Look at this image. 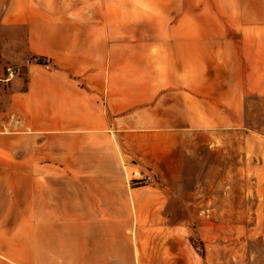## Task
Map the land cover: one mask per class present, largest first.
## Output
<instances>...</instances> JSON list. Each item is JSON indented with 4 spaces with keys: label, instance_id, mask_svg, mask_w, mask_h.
I'll return each instance as SVG.
<instances>
[{
    "label": "crops",
    "instance_id": "1",
    "mask_svg": "<svg viewBox=\"0 0 264 264\" xmlns=\"http://www.w3.org/2000/svg\"><path fill=\"white\" fill-rule=\"evenodd\" d=\"M49 1L0 0V264H125L129 250L150 264L142 252L194 212L187 172L208 177L210 138L219 185L233 167L264 188V134L243 127L245 98L264 94L256 0H89L73 18ZM7 64L24 74L5 81ZM146 168L160 182L133 184Z\"/></svg>",
    "mask_w": 264,
    "mask_h": 264
},
{
    "label": "rangeland",
    "instance_id": "2",
    "mask_svg": "<svg viewBox=\"0 0 264 264\" xmlns=\"http://www.w3.org/2000/svg\"><path fill=\"white\" fill-rule=\"evenodd\" d=\"M256 2L259 4L258 11L251 12V14L259 22L254 30L260 37L264 33V8L260 6L263 4L264 7V0H256ZM49 3L51 9L56 7L64 10L60 12L66 13L65 16L68 18L74 17L75 8L78 5L83 4L89 8V0H50ZM86 13L88 14L87 11ZM257 61L264 64L262 59H257ZM244 103L246 117L243 127L264 134V94L259 93L246 97ZM243 131L244 129L242 133ZM203 141H206L205 137L202 138L201 143ZM214 141L210 138L209 143H203V151L200 150L197 154L199 158L204 159V173H207L208 177L204 174L203 180L202 178L197 179L196 170L187 172L189 177L187 184L194 194V203L187 206L193 208L194 212H187L184 213L185 217L170 220L172 227L177 229V238L172 237L170 240L168 236L162 235L161 242L164 245L161 250L142 252L150 264H264V240L261 239L262 237H256L255 233L249 230L255 222L252 210L255 209L256 201L262 200L258 199L257 195L263 194L257 191L262 189L264 191V188L257 187L253 182L255 177L249 175L246 170L236 171L234 176L233 167H231L230 175L227 173L225 184L220 182L219 185V158L216 149H213L217 146ZM197 162L202 163L201 159H197ZM221 163L223 160H220ZM232 163L233 152L231 150V154L226 153L227 171ZM222 173L223 170L221 171L220 168V175ZM155 175V184H157L160 180L156 172ZM207 200L209 204L205 203ZM202 201H204V206L209 207L210 216L208 218L201 217ZM223 208H225L226 215L219 217V214H223L221 213ZM170 246H173L172 250ZM136 257V251H120L121 261L118 262L136 264Z\"/></svg>",
    "mask_w": 264,
    "mask_h": 264
},
{
    "label": "built area",
    "instance_id": "3",
    "mask_svg": "<svg viewBox=\"0 0 264 264\" xmlns=\"http://www.w3.org/2000/svg\"><path fill=\"white\" fill-rule=\"evenodd\" d=\"M37 63L44 66L46 69L52 68V58L50 56H33L29 57L26 63ZM5 81L21 76L25 72V66L20 64H7L5 67ZM156 182L155 172L152 170H141L135 174L132 183L136 185H152Z\"/></svg>",
    "mask_w": 264,
    "mask_h": 264
}]
</instances>
